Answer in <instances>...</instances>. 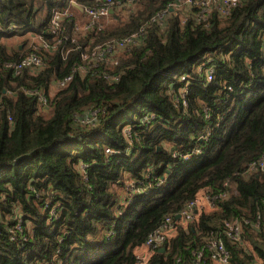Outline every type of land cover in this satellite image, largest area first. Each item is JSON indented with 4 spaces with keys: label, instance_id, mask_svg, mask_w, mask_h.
<instances>
[{
    "label": "trees",
    "instance_id": "16d2710c",
    "mask_svg": "<svg viewBox=\"0 0 264 264\" xmlns=\"http://www.w3.org/2000/svg\"><path fill=\"white\" fill-rule=\"evenodd\" d=\"M71 1L85 9L98 0H0V264H136L135 250L167 217L201 190L226 192V182L228 197L179 228L147 264H213L215 239L225 242L230 264H264V172L244 175L264 153V0L205 20L197 7L170 11L177 0H138L104 29L84 32L75 30L83 14L71 6L44 70L16 76L2 68L29 42L9 47L11 37L53 43L52 11ZM142 29L116 64L84 59ZM198 67L214 69V80ZM68 76L47 109L20 91L49 94ZM232 221L242 224L240 243L226 236Z\"/></svg>",
    "mask_w": 264,
    "mask_h": 264
},
{
    "label": "built area",
    "instance_id": "2783aa9c",
    "mask_svg": "<svg viewBox=\"0 0 264 264\" xmlns=\"http://www.w3.org/2000/svg\"><path fill=\"white\" fill-rule=\"evenodd\" d=\"M137 1L138 0H98L96 5L93 7L85 9L81 7L83 10L80 11L89 19V24L84 26L76 24L75 30L78 32H84L91 27L97 26L98 30L100 31L106 27L104 25L105 22L108 25L109 19L111 21V11L124 8L127 5H135ZM245 1L247 0H177L176 3L171 5L170 11L173 8L179 7H197V9H199L198 14L200 16V19L205 20L213 12H217L221 16H227L230 14L232 9L240 6ZM70 4L71 5L64 10L56 8L52 11L50 30L52 35L54 36L53 43L45 41L41 35H30V39L32 42L30 41L31 43L27 46V50L26 52H24L23 56H21L20 60L18 62H6L4 64V67L2 68H5V70H11V72L16 76L23 74L25 71L39 73L44 70L46 67V58L44 52L54 51L55 48L62 44V37L64 36V32L62 31L61 23L66 18H70L72 16L71 6H74L76 8L77 6H79L74 1H71ZM166 15L167 11H165L161 15L156 16L152 20V22H156ZM144 33L145 30L142 29L139 33L122 40L112 41L106 43L105 45L96 46L90 54V57L85 55L84 59H90L94 63H100L103 60H108L110 63L116 64L117 57L128 47L139 44L144 37ZM72 78L73 76H68L62 81L53 83L51 88L56 86L58 92L66 88L71 83ZM109 80L115 81L117 79L109 78ZM181 83L182 81L180 82V84ZM184 84L185 83H182V85ZM186 84L189 85V83ZM184 89L185 92H181L180 94V89L178 90V95L182 97L183 100H185V98L188 96L190 88L185 87ZM20 91L26 96L36 98L42 109L48 108L50 98L53 97L50 91L49 94H47L41 89H29L23 87L20 89ZM180 97L175 98L181 99ZM8 120L11 122V117H8ZM199 153L200 152H198L197 154ZM195 156L196 155H189L185 159L186 161H190ZM259 172H264V153L257 161L248 165L244 175L246 177H249ZM224 186L227 188V191L221 193L218 196L210 195L207 190H205L206 201L211 209V212L217 208L216 203L218 200H222L228 197V189L232 188V186L229 182H226ZM130 188L131 190H133L132 186ZM198 196L199 195H197L195 200L189 203L185 207V209L181 211L175 218L167 217L161 224V226L149 235L146 242L141 247L135 250V256L137 258L136 264H147L152 256H154L160 249L164 248V245L166 243H169L173 238L176 237L179 228L188 229L191 224L198 222L200 216L203 214L200 210L201 203ZM128 204L129 203H127V205ZM245 223L249 224V221H245ZM18 228L20 229L21 227ZM225 228L227 238H229L233 243L241 242L242 224L240 222H225ZM210 250L211 261L213 264H230L231 254L222 239H215L214 241H212L210 244ZM195 255L198 261H201L203 257V251H199ZM177 264H179V261Z\"/></svg>",
    "mask_w": 264,
    "mask_h": 264
},
{
    "label": "rangeland",
    "instance_id": "374dc122",
    "mask_svg": "<svg viewBox=\"0 0 264 264\" xmlns=\"http://www.w3.org/2000/svg\"><path fill=\"white\" fill-rule=\"evenodd\" d=\"M182 9V11H181V13L183 14L182 16H184L186 13H188V11H189V9H187V8H185V7H181ZM88 22V18L87 17H85V16H82V17H80V16H77V24H79V25H81V26H84L86 23ZM28 39V44L24 47L23 45H22V47H21V45H20V43H21V41L22 40H27ZM31 41V39L28 37V36H26L24 39H22V37H19V36H16V37H11V38H9L8 39V46L9 47H13V48H16V47H18V46H20L22 49L24 48V52H26V50H27V46L32 42H30ZM21 50V49H20ZM204 64H202L201 65V67L203 66ZM201 67H198L197 69H198V71L197 72H199V73H203L205 76H206V78H207V80H208V82H212L213 80H214V76H213V72H214V69H212V68H207V69H204V70H200L201 69ZM181 81H182V83H185L184 85H182V84H180V92H179V94L182 92V93H184L185 92V87H188V88H190V86L188 85V84H186V82L188 81V76L186 75V74H182L181 75ZM180 83V82H179ZM178 83V84H179ZM173 93V91L171 90L170 91V93ZM57 93V89H55V90H53L52 91V95H55ZM177 98H175L174 99V101L176 100ZM47 114H49V113H47ZM149 118V119H151L152 118V116L151 115H148V116H146L145 118ZM146 121V120H145ZM167 147V146H166ZM198 198H199V200H200V210H201V212L202 213H209V211L208 210H210V207L208 208L204 203H202V200L205 198V193L204 192H201L200 194H199V196H198ZM123 204V206L124 205H126L125 203H122Z\"/></svg>",
    "mask_w": 264,
    "mask_h": 264
},
{
    "label": "crops",
    "instance_id": "0c3cea01",
    "mask_svg": "<svg viewBox=\"0 0 264 264\" xmlns=\"http://www.w3.org/2000/svg\"><path fill=\"white\" fill-rule=\"evenodd\" d=\"M116 12V10L115 11H111V21H110V19H109V21H108V25L109 24H111L112 22H113V20H114V18H112V15L114 14ZM127 13H129L128 11H124V18H126L127 17ZM83 14V13H82ZM83 16H85L84 14H83ZM86 17V16H85ZM88 21H89V19H88ZM110 22V23H109ZM104 25L105 26H107V24H106V22L104 23ZM56 89V86H54L53 88H51L50 89V93L52 94V91L53 90H55ZM201 192H204L205 193V190H201L199 193H198V195L201 193ZM202 203H204L208 208H209V205H208V203H207V201H206V195H205V198L202 200ZM209 211V213L211 212V209L210 210H208ZM258 264H261V262L260 261H258Z\"/></svg>",
    "mask_w": 264,
    "mask_h": 264
},
{
    "label": "water",
    "instance_id": "95a60500",
    "mask_svg": "<svg viewBox=\"0 0 264 264\" xmlns=\"http://www.w3.org/2000/svg\"><path fill=\"white\" fill-rule=\"evenodd\" d=\"M76 6H77V5H76ZM77 8H79V10H81V11L83 10V9H82L81 7H79V6H77ZM86 117L90 118L91 115H90V114H86ZM165 250H166L165 248H162V249L159 250V252L164 253Z\"/></svg>",
    "mask_w": 264,
    "mask_h": 264
}]
</instances>
